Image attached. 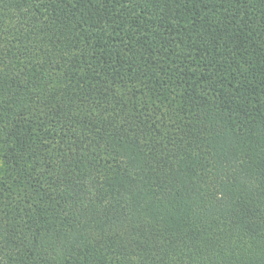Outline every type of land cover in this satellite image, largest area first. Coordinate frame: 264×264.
I'll return each instance as SVG.
<instances>
[{
	"label": "trees",
	"instance_id": "1",
	"mask_svg": "<svg viewBox=\"0 0 264 264\" xmlns=\"http://www.w3.org/2000/svg\"><path fill=\"white\" fill-rule=\"evenodd\" d=\"M0 264H264V0H0Z\"/></svg>",
	"mask_w": 264,
	"mask_h": 264
}]
</instances>
